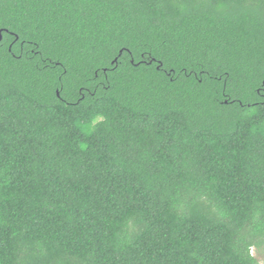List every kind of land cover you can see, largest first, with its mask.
<instances>
[{
    "label": "trees",
    "instance_id": "trees-1",
    "mask_svg": "<svg viewBox=\"0 0 264 264\" xmlns=\"http://www.w3.org/2000/svg\"><path fill=\"white\" fill-rule=\"evenodd\" d=\"M0 32V264H260L264 0H0Z\"/></svg>",
    "mask_w": 264,
    "mask_h": 264
},
{
    "label": "rangeland",
    "instance_id": "rangeland-1",
    "mask_svg": "<svg viewBox=\"0 0 264 264\" xmlns=\"http://www.w3.org/2000/svg\"><path fill=\"white\" fill-rule=\"evenodd\" d=\"M251 254L260 264H264V247L251 249Z\"/></svg>",
    "mask_w": 264,
    "mask_h": 264
},
{
    "label": "water",
    "instance_id": "water-1",
    "mask_svg": "<svg viewBox=\"0 0 264 264\" xmlns=\"http://www.w3.org/2000/svg\"><path fill=\"white\" fill-rule=\"evenodd\" d=\"M2 40V35H1V32H0V41ZM58 95V94H57Z\"/></svg>",
    "mask_w": 264,
    "mask_h": 264
}]
</instances>
